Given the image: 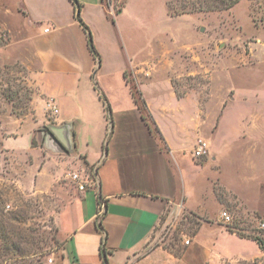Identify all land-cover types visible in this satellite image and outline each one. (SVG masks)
I'll use <instances>...</instances> for the list:
<instances>
[{
  "label": "rangeland",
  "instance_id": "1",
  "mask_svg": "<svg viewBox=\"0 0 264 264\" xmlns=\"http://www.w3.org/2000/svg\"><path fill=\"white\" fill-rule=\"evenodd\" d=\"M102 2L108 11L107 32L99 26L95 37L92 33L99 67L94 59L93 70L83 75L45 71V86L99 88L102 102L105 96L110 103L112 119L126 104L129 86L140 102L141 89L151 103L171 107L177 123L159 113L177 148L189 204L200 199L199 193H209L214 181L225 204L221 207L231 216L226 224L239 234L258 237L264 246V212L245 211L241 199L221 190L218 180L264 210V0ZM8 3L0 0V264H61L55 216L77 190L71 175L78 173L85 186L93 172L77 155L64 162L63 151L48 153L43 137L57 114L17 60L29 59L32 46L19 21L4 14ZM171 89L177 101L170 97ZM103 120L104 130L98 125L81 129L80 145L87 143L92 152L99 141L106 145L112 129L104 106ZM200 142L206 143L207 153L195 156ZM214 153L218 164L213 162V168L210 162L192 161L200 163ZM205 205L211 213L217 211L210 200ZM168 223L164 230L157 226L151 246L178 250L198 224L182 209ZM139 256L131 255L127 263ZM234 264H264V257Z\"/></svg>",
  "mask_w": 264,
  "mask_h": 264
},
{
  "label": "crops",
  "instance_id": "2",
  "mask_svg": "<svg viewBox=\"0 0 264 264\" xmlns=\"http://www.w3.org/2000/svg\"><path fill=\"white\" fill-rule=\"evenodd\" d=\"M76 1L80 4V18L91 36L93 33L95 37L99 26L107 32L108 11L102 0ZM74 12L73 0H9L4 9L5 15L19 21V28L31 42L30 58L17 60L39 85L43 99L56 108L57 115L43 137L48 153L63 151L64 162L75 160L72 156L77 155L91 168L95 180V184L89 183L83 189L77 186L55 216L62 242L61 264H103L99 251L101 240H104L107 264H128L130 256L137 253L140 256L133 264H234L263 258L264 252L255 240L232 230L221 218V211H225L221 206L225 204L218 199L215 192L218 184L214 181L209 193H199L200 199L189 204L182 168L177 163V148L167 136L159 113L169 114L177 123V115H173L168 105L151 103L140 89L147 112L163 137L159 141L142 118L129 86L126 104L114 113L106 149L103 141H99L98 149L93 152L87 143L80 145L82 128L98 125L99 129H105L100 89L69 86L48 90L42 81L45 71L83 75L93 70L94 58ZM170 91V97L177 101L176 90ZM215 156V153L209 155L200 163L192 161L199 165L210 162L213 168V162L217 163ZM217 171L220 173V165ZM218 180L221 190L241 199L239 204L245 211L264 212L238 188ZM207 200L216 204L217 211L208 210ZM178 209L197 220L195 232L184 236L178 250L162 244L151 246L150 237L166 213L174 214ZM154 238L158 239V235ZM185 240L189 243L185 244Z\"/></svg>",
  "mask_w": 264,
  "mask_h": 264
},
{
  "label": "trees",
  "instance_id": "3",
  "mask_svg": "<svg viewBox=\"0 0 264 264\" xmlns=\"http://www.w3.org/2000/svg\"><path fill=\"white\" fill-rule=\"evenodd\" d=\"M73 3H74V7H75V12H74L75 19L77 20V22L80 24V26L85 31V34H86V37H87V45H88L89 51L93 55V58L98 62V66H99L100 57H99V54L97 53V51H96V49H95V47L93 45L91 32L89 31L88 27L82 22V20L80 18V4L76 0H73ZM113 22L114 21L112 20V23ZM123 75L125 77L124 73H123ZM130 89H131V92L133 94L134 101H135L139 111L141 112L142 118L147 123V125L149 127V130L158 138L159 141H163V137H162L158 127L152 121L149 113L147 112L144 100L141 99V102H140L137 99V97L135 95V91L133 90V88L131 86H130ZM102 99H103V105H104V107H105V109L107 111L108 117H109V122L108 123L111 126L112 125L111 109H110L109 103L106 101V99L104 97H102ZM147 117L150 119L149 121H148ZM103 149L104 150L106 149L105 145L103 146ZM251 238L257 242V244L260 247V249L264 252V246H263V243H262L261 239H259L258 237H251ZM99 251H100L101 258L103 260V264H107V259H106V255H105V248H104V240H101Z\"/></svg>",
  "mask_w": 264,
  "mask_h": 264
},
{
  "label": "built area",
  "instance_id": "4",
  "mask_svg": "<svg viewBox=\"0 0 264 264\" xmlns=\"http://www.w3.org/2000/svg\"><path fill=\"white\" fill-rule=\"evenodd\" d=\"M51 108L53 109L54 112H56V108H55V106L51 105ZM205 146H206V144H205L204 142H200V143L198 144V146L196 147V149L194 150V153H193V154H194L195 156H200L201 154L204 153V151H205ZM71 179H72L74 182L78 183V188H79V189H83V188H84L83 183H81V181H82V180H81V177L79 176L78 173H73V174L71 175ZM82 179H83V177H82ZM86 179H88V178H86ZM88 181H90L92 184H95V180H94L92 177H90V178L88 179ZM171 215H172V212H169V213L166 215V218L164 219V221L161 222L160 227H161L162 230H164V229L168 226V224H169V223H168V222H169V217H170ZM220 216H221V218L223 219V221H224L225 223H229V222H231V216H230L226 211H221ZM260 228L264 229V223H261V224H260ZM184 243H185V244H188V243H189V240H185ZM51 261H52V259L49 258V259H48V263H51Z\"/></svg>",
  "mask_w": 264,
  "mask_h": 264
}]
</instances>
